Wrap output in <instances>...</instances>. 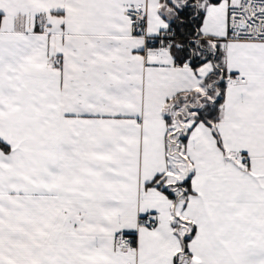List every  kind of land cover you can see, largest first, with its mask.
<instances>
[{
	"label": "snow or ice",
	"instance_id": "snow-or-ice-1",
	"mask_svg": "<svg viewBox=\"0 0 264 264\" xmlns=\"http://www.w3.org/2000/svg\"><path fill=\"white\" fill-rule=\"evenodd\" d=\"M0 264H264V0H0Z\"/></svg>",
	"mask_w": 264,
	"mask_h": 264
}]
</instances>
